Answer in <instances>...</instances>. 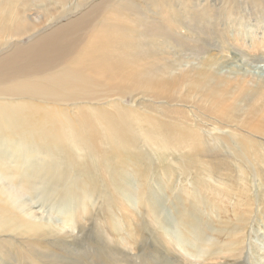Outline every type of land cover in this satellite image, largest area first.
Wrapping results in <instances>:
<instances>
[{"label": "bare ground", "instance_id": "bare-ground-1", "mask_svg": "<svg viewBox=\"0 0 264 264\" xmlns=\"http://www.w3.org/2000/svg\"><path fill=\"white\" fill-rule=\"evenodd\" d=\"M66 1L0 0V250L9 245L16 256L29 247L24 242L44 246L69 228L75 233L73 216L75 211L76 215L82 211L81 201L87 199L75 190L62 192L68 183L67 172L77 173L72 184L80 187L82 194L94 188L87 182L80 183L83 175L96 179L98 188L106 192L128 195L132 204L138 197L154 214L162 209L157 199L153 200L154 185L150 182L157 170L151 153H136L142 148V139L162 159L175 155L181 149L179 144L185 143L198 156L212 153L208 145L234 148L236 156L245 162L252 145L242 131L264 138V79L249 74L238 78L223 75L205 55H197L201 61L192 64L190 58L175 53L164 66L163 46L153 40V34L137 37L134 30L117 24L121 22L118 18H126L129 23L128 17L146 21L140 8L126 0H83L84 4H77L71 11L79 13L76 19L60 26L70 13L65 11ZM167 2L169 6L160 4L157 15L168 8L174 14L182 13V3ZM223 7L228 9V4ZM59 11L65 13L54 20ZM107 16L114 18L106 20L111 22L109 26L104 23ZM184 16L192 18L189 13ZM232 16L231 12L229 18ZM41 25L45 27L37 29ZM137 89L159 96L150 104L151 114L142 107L144 95L143 101L141 95L124 101ZM109 97H118L120 103L113 105ZM164 98L168 100L158 103ZM199 103L207 106H200L203 113L196 107ZM68 104L77 109L75 115L64 109ZM120 104L119 111L108 109ZM125 105L133 107L135 113ZM161 106L187 114V118L175 113L172 117L165 115ZM177 124L180 127L176 128ZM203 125L214 127V132L202 130ZM195 128L200 133L190 130ZM116 156L124 159L125 166L149 162V169L140 175L139 195L137 190L131 191L123 164L113 163ZM251 163L259 165L256 159ZM101 164L112 175L110 182L98 176ZM116 175L120 180H115ZM15 176H21L24 182H13ZM51 181L55 186H47ZM50 188L47 201L54 200L53 204L43 205L48 206L43 210L45 218L38 219L30 201ZM180 213V222L166 217L162 222L156 220L155 225L170 241H176L183 255L202 258L206 264L222 259L238 264L243 258L240 226L232 229L228 233L230 241L220 246L214 237L184 219L190 211ZM181 226L190 230L189 236H181ZM14 254L3 252L8 258H14ZM38 262L33 264H47ZM160 264L185 263L178 258L176 263L163 259Z\"/></svg>", "mask_w": 264, "mask_h": 264}, {"label": "rangeland", "instance_id": "rangeland-1", "mask_svg": "<svg viewBox=\"0 0 264 264\" xmlns=\"http://www.w3.org/2000/svg\"><path fill=\"white\" fill-rule=\"evenodd\" d=\"M126 1L136 4L146 21L130 18L126 12H122L129 18L130 23L126 18H118L121 22L117 24H121L125 30H134L137 37H150L153 34V40L163 46L164 66L174 59L175 53L190 58L192 64L201 61L197 55H205L210 63L219 66L223 75L238 78L249 74L264 79V0ZM167 1L182 3V13L174 14L168 8L166 13L157 15L156 13H160V4L169 6ZM84 3L83 0H67L65 11L70 13H66L68 19L62 20L60 26L76 19L79 13L72 14L71 11L77 4ZM224 4H228V9L223 7ZM193 6L197 7L192 8ZM85 9L82 8L83 11ZM65 11H59L53 19L61 18L60 15ZM231 12L234 16L229 18ZM186 13L191 14L192 18L184 16ZM33 19L38 23L35 16ZM112 19L114 18L110 16L104 18L105 21ZM104 23L111 25V22ZM43 27L45 25L37 29L42 30ZM139 95L142 101V95L145 96V106L142 107L146 113L151 114L150 104L155 102V98L160 99L159 96L155 97L152 91L137 89L129 93L124 101L131 102L139 98ZM163 100L168 99H161L158 103H163ZM108 101L113 105L120 103L118 97H109ZM72 105H65L64 109L75 115L77 109ZM197 106L203 113L204 109L200 106L206 105L199 103ZM125 107L135 113L133 107ZM161 107L163 109L160 111L165 115L172 117L175 113L179 115L177 117L187 118V114H180L166 106ZM121 108V104L108 107L112 111H119ZM159 121L161 126L164 125L162 120ZM167 122L170 123V119ZM214 123L217 124V121ZM201 129L210 133L215 130L207 125L201 126ZM190 130L198 133L201 131L198 128ZM242 133L249 137L252 145L246 152L245 162L236 156L235 150H232L234 148L228 150L221 145H208L212 153L198 156L185 143L179 144L181 149L175 155L170 154L168 158L162 159L151 151L149 145L142 143V139V148L136 153L142 150L151 153L154 157L153 167L157 170V173L150 176V182L154 185L153 200L157 199L162 209L158 208L154 214L148 210L147 202L138 197L132 204L128 201V195L114 190L106 192L103 188H98L96 179L84 178L83 175L80 183L87 182L94 188L82 194L80 187L75 188L72 184L77 173L67 172L68 183L61 188L62 192L75 190L87 199L81 201L82 211L78 215L75 211L73 216L74 228L77 224L75 233H71L72 228H69L68 232L47 240L48 243L44 246L24 242L29 247H25L20 256L14 254L13 247L6 245L0 250V264H33L39 263V260L47 264H160L163 259L176 263L178 258L185 264H206L202 258L196 260L191 255H183L178 250L176 241H170L155 225L156 220L162 222L166 217L180 222L183 216L180 212L184 210L190 211L184 219L191 220L196 228L214 237L220 246L227 244L230 241L228 233L240 226L239 237L244 240V244L239 248L244 249V256L238 264H264V138L243 131ZM157 145H161V142ZM72 149L75 152L73 146ZM255 159L259 162L256 167L251 163ZM52 160L58 161L56 157ZM112 161L118 166L123 164L124 172L130 180L131 191L134 193L137 190L139 195L142 189L140 175L149 169V162L125 166L121 156H116ZM98 176L107 182L112 179L104 164H101ZM14 178L13 182H24L21 176ZM115 180H120V175H116ZM47 186H55L54 181ZM51 191L52 188L48 192H39L37 200L30 201L36 218H45L43 210L48 206L43 205H51L54 201H47ZM76 207L78 210L79 206ZM179 231L181 236H189L190 230L183 226ZM8 251L14 254V258L3 255V252ZM50 255L52 258L48 257ZM245 256L248 262L244 259ZM233 263L234 260L230 259L215 262Z\"/></svg>", "mask_w": 264, "mask_h": 264}]
</instances>
